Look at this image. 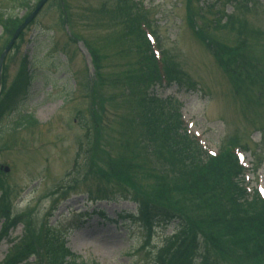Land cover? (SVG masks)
I'll list each match as a JSON object with an SVG mask.
<instances>
[{
    "label": "rangeland",
    "instance_id": "374dc122",
    "mask_svg": "<svg viewBox=\"0 0 264 264\" xmlns=\"http://www.w3.org/2000/svg\"><path fill=\"white\" fill-rule=\"evenodd\" d=\"M116 1L50 0L33 24L21 33L15 50L6 60L8 76L5 77V87L8 88L16 78L25 55L30 60L33 83L29 91L15 100L0 124V199L3 192L10 191L13 216L28 215L31 227L34 225L40 229L45 225L52 234H62L67 247L80 262L155 264L164 239L174 234L173 227L157 228L147 235L135 225L114 222L119 214L135 211L136 205L131 201L119 199L94 205L86 201L90 191V197L103 195L111 198L116 196L114 192L123 189L116 184L112 186L113 190L110 187L104 189L102 184L97 186L98 180L108 177L106 169L86 168L83 164V160L88 161L93 153L87 148L82 118L97 122V116L105 111L94 107L92 85L87 84L88 79L92 83L95 79L88 61L89 48L99 54L101 72L104 79L109 80L99 88V97L106 98L108 110L105 121L100 122L103 131L96 139L100 144L98 149L103 150L104 158L119 155L126 158L130 174L141 182L138 191L150 196L147 193L150 187L153 189L157 181L159 184V178L169 173L171 166L154 162V156H149L142 145L143 130L137 124L138 98L132 96L137 93L130 90L131 86L133 90H140L143 86L127 80L139 79L142 75L140 63L144 57L137 47L143 48L141 43L147 44L148 40L144 33H139L140 22L146 19L156 34L152 33L153 36L159 38L163 50L160 52L170 75L180 69L186 81L198 85L192 92L175 85L164 89L156 81L149 90L154 88V96L163 100L175 94V99L183 104L182 113L187 122L194 126L191 128L202 133L207 149L216 152V146L225 143L226 130L235 134V130L244 127L232 99L239 103L241 114L244 109L253 107L246 98L234 97L229 91L235 84L230 80V74L234 75L244 63L253 64L238 61L240 66L230 65L228 56L253 59L257 62L255 65H261L259 71L264 69V49L261 51L257 44L259 32L244 23V18L251 17L253 26L264 29V0H134L139 4L146 3L149 10L143 13L135 7L132 15L138 12L139 16L132 18L116 8ZM252 1L257 7L248 11ZM37 2L0 0V54L9 40L4 19L16 17V23H20L34 10ZM22 3L27 4L22 6ZM241 23H244L243 27H240ZM213 53L224 61L215 59ZM30 114L36 124L29 128L21 126L23 117ZM224 115L234 128L225 126ZM262 126L263 118L257 124L261 129ZM251 131L243 132L244 143L250 144L251 153L248 155L254 160V154H257L264 161L261 133ZM252 137L258 140V145L252 143ZM81 144L83 151L79 148ZM257 146L259 151H254ZM94 158L101 165L99 156ZM74 161H78L80 167L83 164L84 170L79 175L78 169L73 181L78 182L70 192L67 188L72 177L68 174ZM4 167H9L10 172L6 173ZM259 169L264 172V165ZM85 174L89 175L85 178ZM106 181L108 184L113 182L108 178ZM61 186L67 188L61 189ZM157 192L156 189L155 200L159 198ZM185 197L180 196L179 201ZM177 205L175 203L174 207ZM254 214L264 221V207ZM1 224L2 221L0 227ZM24 231L23 225H18L11 233V239L18 241ZM10 248L8 241L0 244V264ZM228 251L233 256L232 263L222 261L220 264H236V257L243 253L240 247ZM248 256V253L243 254L240 258L245 262L239 264H264V258L259 254L254 259ZM207 259L214 263V257ZM24 264H47L45 253L38 252Z\"/></svg>",
    "mask_w": 264,
    "mask_h": 264
},
{
    "label": "trees",
    "instance_id": "16d2710c",
    "mask_svg": "<svg viewBox=\"0 0 264 264\" xmlns=\"http://www.w3.org/2000/svg\"><path fill=\"white\" fill-rule=\"evenodd\" d=\"M116 8L122 11L123 15L132 18L134 13V5L131 0H117ZM27 3L22 6H26ZM15 18L9 17L6 20L8 25L6 32L11 37L17 27ZM139 33L143 35L140 27ZM137 49L143 55V62L140 63L142 75L139 79H127L140 83L143 88L133 90L131 86L130 92L138 98L140 112L137 113V124L142 128V142H149L148 151L154 150L156 156L155 161L171 166V170L165 176L160 177V183L150 187V192L145 193L138 191L140 189V181L136 180L134 175L128 170V160L122 155L104 158L103 150L98 149L96 139L102 136L103 126L100 122L105 121L108 105H105L106 98L99 97V88L103 87L108 79H104L101 72L99 54L95 49H90L93 57V64L96 71V79L94 82L88 80L87 84L92 85V103L94 107L98 106L102 112L101 116H97V122L93 120L94 136L91 139L90 127L83 121L84 129L87 132L88 149L92 151L93 156L85 161L86 168L96 166L98 170L106 169L107 178L112 183L120 185L125 194H131L139 205V216L142 222L148 225L153 223L170 224L179 221L180 235L173 248L168 247L162 264H194L193 256L199 251L208 253H225V258L230 259L229 250L238 249L241 243H245L248 249L258 253L264 258V221L256 214L242 216L240 204L237 199L239 191L233 186L228 174L235 172V165H232L230 158L227 161H211L207 167L202 168L195 164L199 160V150L195 148L185 134L181 133L180 124L176 119V115H172L166 122L163 119L168 115L163 104L155 97L149 94V86L159 80V75L155 70V62L149 44L141 43ZM136 51V50H135ZM149 53V54H148ZM230 65L240 66L241 62H251L242 64L239 71L231 75L233 81L237 83L241 90L246 88V82L250 80L253 84L262 83L264 86V75L256 73V65L252 59L243 60L240 57L228 56ZM241 61V62H238ZM151 62L153 63L151 66ZM154 65V69H153ZM155 70V71H154ZM145 72V73H144ZM238 72V73H237ZM260 75V76H259ZM263 76V78L261 77ZM248 78V79H247ZM33 76L29 69L28 57L22 59L21 65L17 72L16 78L7 88L4 87L2 98L0 99V121L5 112L11 107L15 99L29 89L32 84ZM256 93H251L255 100L257 95L262 93L264 88L253 86ZM260 108V107H259ZM264 109V106L260 108ZM166 120V119H164ZM90 142V144H89ZM120 154V153H119ZM96 155L100 158V164L95 162ZM147 155V154H146ZM150 156V154H149ZM197 159V160H196ZM195 160V161H194ZM82 166H78L79 175L82 174ZM191 164V167H189ZM199 164V163H198ZM89 174H85L86 178ZM133 179V181H132ZM151 182H149L150 184ZM158 190V200L155 197V191ZM186 196L182 202L179 201L178 194ZM242 193V192H240ZM6 194L4 195V197ZM244 197V193H242ZM177 203L176 207L174 204ZM252 204L253 210L259 211L262 207L259 201L255 199ZM3 216L9 218V207L2 208ZM133 219V216L128 218ZM9 225V224H7ZM39 239V241H37ZM61 238L53 236L46 230H40L30 233L21 244V248H17L16 254L9 258L7 264H19L22 260L32 255H38V252L45 253L47 264H77L74 258L65 248ZM237 245V246H236ZM245 247V248H246ZM84 264V263H78Z\"/></svg>",
    "mask_w": 264,
    "mask_h": 264
},
{
    "label": "water",
    "instance_id": "95a60500",
    "mask_svg": "<svg viewBox=\"0 0 264 264\" xmlns=\"http://www.w3.org/2000/svg\"><path fill=\"white\" fill-rule=\"evenodd\" d=\"M48 0H41L40 3L38 4L37 8L35 9L34 13H32L30 15V17L25 21L24 24H22L19 29L16 31V33L14 34V37L12 39V41L10 42V44L8 45V47L6 48V50L4 51V53L1 56L0 59V89H1V72H2V66H3V62H4V58L6 57V55L9 53V51L11 50L12 46H14L13 44L15 43L16 39L18 38L19 35H21L20 33L22 32V30L28 25L30 24V22L37 16V14L41 11V9L43 8V6L46 4Z\"/></svg>",
    "mask_w": 264,
    "mask_h": 264
}]
</instances>
